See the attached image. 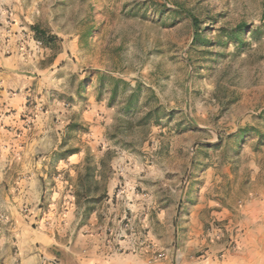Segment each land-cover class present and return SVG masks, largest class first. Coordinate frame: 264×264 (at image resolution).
<instances>
[{"label":"rangeland","instance_id":"rangeland-1","mask_svg":"<svg viewBox=\"0 0 264 264\" xmlns=\"http://www.w3.org/2000/svg\"><path fill=\"white\" fill-rule=\"evenodd\" d=\"M7 25L22 43H43L40 34L51 44L30 64L38 65L30 94L11 89L26 95L23 130L33 140L16 146L18 155L4 151L14 161L0 153V264H14L9 257L39 218L57 226L73 208L89 219L121 186L151 204L132 211L128 226L103 221L106 248L118 252L103 264H240L229 216L211 220L223 233L208 236L211 224L202 227L192 206L210 199L238 219L264 194V0H0V28ZM90 107L100 121L96 144L83 116ZM59 109L69 123L61 136L37 120ZM79 151L85 161L57 169L59 157ZM32 157L49 182L34 206L18 186Z\"/></svg>","mask_w":264,"mask_h":264},{"label":"crops","instance_id":"crops-1","mask_svg":"<svg viewBox=\"0 0 264 264\" xmlns=\"http://www.w3.org/2000/svg\"><path fill=\"white\" fill-rule=\"evenodd\" d=\"M12 31L13 34L11 33L9 40L6 39V27L0 28V153L3 154L2 160L7 161H14L17 156L4 155V151L11 148L13 153L18 155L16 146L22 145L25 141L28 143V141L32 142L33 140V138L27 139L23 130L25 120L22 117V112L26 107L24 106L26 95L20 96L18 93H13L11 89L25 87L26 94H30L31 85L34 81L31 73L35 72L34 67L38 66L33 65L34 67H32L30 64L31 62L34 64L35 61L36 63L39 62L38 58L43 57L44 50V48L36 47L34 43H22L21 33H17L18 30L15 29ZM7 40L9 43H6ZM22 47L24 51L20 50ZM25 71L28 73L24 74ZM55 112L57 114L43 113L37 117V120L39 118L45 120L43 129L46 132L57 133L61 136L69 128V123H65L68 116L64 113L61 114L60 109L55 110ZM83 116L85 120H89V123H93L91 125L93 134L89 137V142L91 144L98 143L100 140L98 135L100 121L97 117L99 115H96L90 107ZM57 117L60 119L57 124H54L52 121ZM36 127L37 124L33 128ZM61 142L62 140H60ZM57 155V153H53L51 156L56 157ZM86 158V153L83 151L70 153L66 157H59L57 169L67 170L68 167L82 163ZM37 159L39 158H33L35 162L30 168H23L18 171L19 175L24 177L18 182V186L24 195H28L26 201L32 206L34 203L38 205L37 202L41 201L49 190V182L45 179L48 172L39 168ZM113 187L115 186L113 185L109 189L111 194L115 192ZM107 204L108 210L106 212L103 205L101 209L92 212L89 219L86 220H82V217H79L73 208L68 209L63 215H60L57 226L50 224L48 227L46 224H49L50 221H45L47 220L46 217L39 218L40 228H34V231H30L31 236L28 239L21 238L19 240L20 250L15 257L11 256V259L9 257V260H12L14 264H52L49 261H44V257H46L50 260L59 258L63 264H103L104 257L118 254L117 251H109L106 248L107 225L103 224V221L112 220L121 223V218L127 208H131L133 211L140 207L145 209V206L149 208L151 199L147 193L140 194L128 187L123 197L109 200ZM214 204L210 199L203 198L192 206V215L197 213V221L202 227L205 223L211 224L208 229V236L223 233L222 227H216L210 221L227 215L229 217L226 230L231 233L236 231L239 237L240 264H264V194L250 197L240 209L238 219H234L233 213L228 209L215 210ZM117 210L118 212H116ZM102 215H105L104 220ZM62 219L64 223L60 221ZM213 245L216 249L219 247L226 248L222 243Z\"/></svg>","mask_w":264,"mask_h":264},{"label":"built area","instance_id":"built-area-1","mask_svg":"<svg viewBox=\"0 0 264 264\" xmlns=\"http://www.w3.org/2000/svg\"><path fill=\"white\" fill-rule=\"evenodd\" d=\"M9 28H10L9 25H7V27H6V32H7L6 39H9L10 40V37L9 36H10L11 30H9ZM9 40H7L6 43H9ZM34 44L38 48L39 47H42V45H43V43H41L40 41H37V40H35V43ZM20 50H23L24 51V48L22 47ZM7 53H10V52H7ZM126 191H127L126 186H121L118 189L116 195H114V197H112V199L123 197L126 194ZM132 211L133 210L131 208H127V210H125V213H124V215L121 218V223H127L126 225L128 226L130 223H132L134 221L135 216L131 215V212ZM148 237H149L148 233H141V235H140V241H141V245L142 246L148 245V243H147L148 240H149ZM123 248L124 247L120 244L119 247H118V250H122ZM164 255L165 254L162 253V256H164ZM44 261H49L52 264H60V262H59L58 259H52V260H50V259H47L46 257H44Z\"/></svg>","mask_w":264,"mask_h":264},{"label":"trees","instance_id":"trees-1","mask_svg":"<svg viewBox=\"0 0 264 264\" xmlns=\"http://www.w3.org/2000/svg\"><path fill=\"white\" fill-rule=\"evenodd\" d=\"M241 29H242V27H241ZM240 29V30H241ZM37 32V31H36ZM37 37L39 38V39H41L42 40V42H43V45L45 46V47H47V46H49L51 43H44L45 41H44V37H41L40 36V34H37Z\"/></svg>","mask_w":264,"mask_h":264}]
</instances>
